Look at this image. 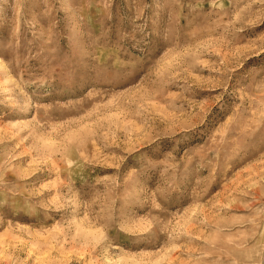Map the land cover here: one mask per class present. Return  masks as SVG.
I'll list each match as a JSON object with an SVG mask.
<instances>
[{
	"label": "rangeland",
	"instance_id": "1",
	"mask_svg": "<svg viewBox=\"0 0 264 264\" xmlns=\"http://www.w3.org/2000/svg\"><path fill=\"white\" fill-rule=\"evenodd\" d=\"M0 264H264V0H0Z\"/></svg>",
	"mask_w": 264,
	"mask_h": 264
}]
</instances>
